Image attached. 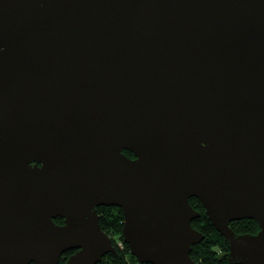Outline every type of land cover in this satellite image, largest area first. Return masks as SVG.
<instances>
[{"label":"water","instance_id":"95a60500","mask_svg":"<svg viewBox=\"0 0 264 264\" xmlns=\"http://www.w3.org/2000/svg\"><path fill=\"white\" fill-rule=\"evenodd\" d=\"M192 198L264 264V0H0V264L117 254L100 206L141 263L197 264Z\"/></svg>","mask_w":264,"mask_h":264},{"label":"trees","instance_id":"16d2710c","mask_svg":"<svg viewBox=\"0 0 264 264\" xmlns=\"http://www.w3.org/2000/svg\"><path fill=\"white\" fill-rule=\"evenodd\" d=\"M127 154L133 157L131 153ZM190 203L193 208L201 212L200 217L192 222V226L204 234V239L199 244L193 246L190 253L192 259L197 264H230L225 257L229 251L225 238L213 227L205 215V210L200 202L192 198ZM97 211L101 229L111 238L117 250V254L108 253L97 264H151L141 263L130 253L129 247L124 242L122 236L124 216L119 207L100 206L97 208ZM56 222L62 224L63 220L57 218ZM230 226L238 234H255L259 231L257 222L252 219L233 221L230 223ZM117 238L123 241V248L117 245ZM72 253H74V250L64 253L61 256L59 264H64Z\"/></svg>","mask_w":264,"mask_h":264},{"label":"rangeland","instance_id":"374dc122","mask_svg":"<svg viewBox=\"0 0 264 264\" xmlns=\"http://www.w3.org/2000/svg\"><path fill=\"white\" fill-rule=\"evenodd\" d=\"M116 243L120 248H123V241H121V239L117 238Z\"/></svg>","mask_w":264,"mask_h":264}]
</instances>
